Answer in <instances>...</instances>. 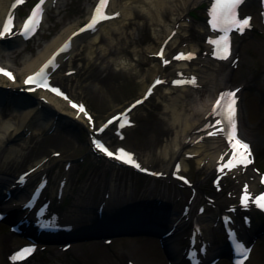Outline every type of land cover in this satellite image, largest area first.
<instances>
[{"label": "bare ground", "instance_id": "1", "mask_svg": "<svg viewBox=\"0 0 264 264\" xmlns=\"http://www.w3.org/2000/svg\"><path fill=\"white\" fill-rule=\"evenodd\" d=\"M32 1L24 0L25 4L23 7L25 8V5L29 2H37V0ZM97 2V0H94V4L90 6L85 22H83L84 25L72 26L59 33V35L51 39L50 43H47V46L35 58L29 53L26 59L23 60L21 67L15 69L10 64V60L25 50L30 42L27 37L19 34L28 16L21 17L18 15L22 6H18L16 0H0V28L3 27L10 15L14 24L13 34L0 37V69L11 72L15 78L13 82L7 77L0 75V162L3 161V165L11 160L13 161V159L27 158V150L31 144L33 133L37 131L34 129L36 127L47 129L49 134L57 130L66 131V129L70 134H73L75 130L70 129L73 126L71 124L78 123L88 129L89 122L96 123L95 115L90 111L88 105L84 101L75 100L74 97L69 95L68 91H63L65 88L59 85L56 75L63 71L64 61L74 59L76 57L75 54L80 56L82 53L87 52L89 62H93L96 51L95 46H99L103 53L109 51V49L122 50L123 47L120 46L122 40L124 38L127 40L129 32L132 36L136 32L135 27L132 30L129 28L134 21L146 22L151 26L150 30L153 34L151 40L154 43L147 44L146 47H134V56H148L151 60L152 68L141 78L142 82L140 85H142L143 93L141 97H138L133 102L144 98L148 89L152 88L156 80L163 81V83L152 88V95L149 96L148 101L163 89V99L167 105L165 114H167L168 119L172 121V125L176 129L173 140L168 145L169 147L166 148L165 155L168 157V163L157 173L162 172L167 174L168 179L172 178L175 167L181 166L183 162L187 166L186 159H197L198 164L203 165L207 170L215 168L217 160L228 152L227 141L220 134L209 136L208 131H214L215 128L206 129L205 126L215 121L214 118L210 117V113L211 107L219 94L222 91L237 87L242 88L238 94L240 97L239 137L252 147L254 159L258 157L257 152L260 143L252 135L250 127L255 125L261 108L259 98L251 95L253 88L251 81L249 79L246 80L241 71L243 55L241 47L245 43L246 38L249 37L248 35L251 34L250 32L235 42V52L231 60L217 63L211 59V51L208 46L210 37L215 36V34L208 32L206 18L201 13L197 17V10L202 9L206 15L208 14V10L204 5L206 2L210 3V0H109L106 9L107 13L109 15L119 13L120 15L115 19L98 25L95 32H84L79 36L73 37V33L79 32L81 28L89 23ZM58 3L59 0H45L42 15L43 23L47 17V9L53 4L58 5ZM253 3L246 5V7L251 9ZM43 23L36 30V36L41 33ZM255 24L262 29V26L257 21ZM103 36L108 40L110 46L101 42ZM70 39L69 49L57 57L56 67L48 70L50 86L59 88L69 100L65 101L43 88L36 87L35 90H30L34 86L25 85L24 81L27 77L38 72ZM155 43H159L158 47L155 46ZM161 50H163V59L157 57ZM181 53L185 55L192 53L195 59L189 62L173 59L174 56ZM117 58L112 60V64L118 71L124 70L139 74L136 69L137 63L127 55H124V52ZM236 59H239V61L233 65L232 62ZM6 60L8 61L7 63L5 62ZM164 60L169 61L168 65H162ZM76 73L75 70L70 68L64 72L63 77L71 78ZM192 77L197 80L195 87L187 84L183 86L173 84L174 81L188 80ZM69 101L77 105H83L91 120H85L83 118L84 114L80 115L78 113L79 110L72 108ZM65 107L68 108L67 111H65ZM138 108L135 107L127 114L129 123L123 128H119L120 130H117V132L116 128L113 129L111 126L105 128L102 133L96 132L93 135L92 133L95 129H92V131L87 130L91 154L98 159H115L100 152L98 153V150L94 147L93 140H99L108 150L114 153L119 149H123L122 143L126 139L127 131L136 126V122L132 120V115ZM120 123L122 121H117L115 125L118 127ZM101 124L105 125V123ZM109 132H114L113 137L116 138L117 142L112 146L106 137ZM123 150L131 153L133 159H140L143 163L146 162L144 159L153 158L151 156L140 157L135 151L133 152L129 149ZM228 153L231 154V150ZM228 156L230 155L228 154ZM35 166H40V162L38 161ZM0 173H2V167H0ZM233 179L234 181L229 191H233L238 185H241V187L247 186L249 190H256L257 188L256 176L251 171L236 173ZM199 185L202 186L203 182L198 183ZM199 194L200 192L198 191L197 196ZM104 195L106 205L109 207L119 205V199L115 197L113 190L107 191ZM80 197V195H77L71 210L72 213L65 215V219L82 220L89 212L90 206L88 202L83 201ZM201 199L205 202H211L203 195ZM127 200L121 199V201ZM194 219L201 223L203 238L208 240V230L214 218L190 216V220ZM175 221H178V218Z\"/></svg>", "mask_w": 264, "mask_h": 264}, {"label": "rangeland", "instance_id": "2", "mask_svg": "<svg viewBox=\"0 0 264 264\" xmlns=\"http://www.w3.org/2000/svg\"><path fill=\"white\" fill-rule=\"evenodd\" d=\"M93 3L94 0H59L58 5L53 4L47 11L41 33L27 44L25 50L10 60V64L15 69L20 68L29 53L35 58L47 46V43H50L52 38L72 26L81 25ZM201 10H197V17L200 13L204 17L203 10ZM25 13L26 10L22 8L18 15ZM134 27L136 31L134 35L132 36L129 32L127 40L124 38L120 43V46L123 47L122 50L109 49L103 53L99 46H95L93 62H89L87 52L80 56L75 54L74 59L64 61L63 71L56 75L59 85L63 86L70 96L74 97L75 100L84 101L88 105L90 111L95 115L97 125L103 123L114 113L120 112L129 103L141 97L143 93L142 85H140L141 78L152 68V63L148 56L135 57L134 47H146L147 44H153L154 42L151 40L153 34L150 30L151 26L146 22L134 21L129 28L132 30ZM248 36L241 47L243 54L241 71L243 77L251 81L253 87L251 95L259 98L261 108L259 117L250 129L252 135L260 143L257 152V166L264 170V48L259 26L255 25L254 30ZM101 42L109 45L104 36L101 38ZM158 45L159 43H155L156 47ZM122 52L137 63L136 69L139 74L124 70L118 71L112 64V60L119 57ZM70 68L77 73L71 78L63 77L64 72ZM163 93V89H161L144 106L135 110L133 121L136 122V126L127 131L126 139L122 143L123 149L135 151L140 157H153L149 159V162L156 170L168 163V157L165 155L166 148L169 147L168 145L173 140L176 131L172 121L165 114L167 105L164 102ZM67 110L68 108L65 107V111ZM71 126L70 129L75 130L73 134H70L67 129L66 131L57 130L49 134L47 129L34 128L37 131L32 135L31 144L27 150V158L19 160V172L35 165L38 159H51L46 167L52 176V184H55L56 180L64 174L66 161L84 159L83 163H73L72 169L67 172V176L69 186L73 188L84 186L86 196L90 193V197L94 196L93 198L97 199L103 189L110 187V184L113 183L115 190L119 192L130 187L134 193H140L151 186L155 188L154 191L157 193L167 190L179 200V208L188 202L191 194L189 189H182L177 184L165 180L143 179L133 172L115 168L102 160H98L90 152L89 133L85 127L78 123L71 124ZM113 133L109 132L106 136L111 146L117 143ZM183 167L194 184L198 185V183L203 182V185L198 187L205 196L216 197L221 200L226 199L225 192L232 185V179L225 180L224 193L217 194L211 186L213 173L211 174L206 167L200 166L197 159L188 160L187 166L183 162ZM80 172L82 173L81 176ZM209 173L210 175H208ZM219 205L227 206L228 202H222ZM214 209L209 210L208 215L212 214ZM9 236L7 227L0 224V264H8V255L20 243L16 238H12L7 246L5 240ZM263 238H260L256 244L254 256L248 264H264ZM60 248L59 246V248L41 253L35 261L42 264H127L130 260L138 264H167L166 256L159 242L150 237L116 238L113 240V244L109 246L103 242H88L76 245L68 252H62ZM220 264L228 263L222 261Z\"/></svg>", "mask_w": 264, "mask_h": 264}, {"label": "snow or ice", "instance_id": "3", "mask_svg": "<svg viewBox=\"0 0 264 264\" xmlns=\"http://www.w3.org/2000/svg\"><path fill=\"white\" fill-rule=\"evenodd\" d=\"M17 4H23L24 0H16ZM245 2V0H214V3L211 6V11L209 15L211 16V23L214 29H218L221 32L225 33L224 38L221 41H210L216 45L215 58L220 60H227L231 56V44L228 38V33L232 31L239 32L243 34L246 29L251 27V18L244 17L241 18L238 12L239 7ZM45 4V0H39V3L35 6L33 11L30 13L27 21L23 25L22 31L19 33L25 37H29L30 35H34L36 30L38 29L41 18L43 15V5ZM109 4V0H99L97 7L95 8L94 14L90 22L85 25L83 28L79 30V32L73 33V37L79 36L84 32H95L97 26L102 24L105 21L115 19L120 14L115 13L113 15H109L106 11L107 6ZM13 18L11 15L8 17L3 27L0 28V37L5 35H10L12 33ZM71 44V39L69 42H66L60 49L57 51L52 58L45 63L38 72L34 75L27 77L24 81L25 85L34 86L30 90H35L36 87L43 88L49 92L54 93L56 96H63L64 99H68L67 96H64L62 91L57 88L50 86L49 78H48V70L50 68L56 67V59L61 53L66 52ZM158 55L163 59V50H161ZM176 60H192L195 59L194 54L189 53L187 55L181 53L173 57ZM164 63L167 64L169 61L164 60ZM0 75L7 77L9 80L14 82L15 78L13 74L4 69H0ZM163 83V81L156 80L155 84L152 86L154 88L156 85ZM174 84L177 86H183L184 84H190L193 87L197 85V80L195 77H192L188 80L183 81H174ZM152 88L148 89V92L145 94L143 100H138L136 104L132 105V108H135L136 105L141 104L144 100L148 99L149 96L152 95ZM239 89L235 91H227L219 94L216 99L210 115L215 119L214 123H210L205 126L206 129L215 128V131H208L209 136H216L218 134L223 135L227 140L228 145L231 149V159L227 161V163L223 164L220 168V171H224L225 168H228L229 171L232 168L237 166L247 167L249 163H251L252 151L250 149L249 144L245 143L242 139L238 137L237 133V98L236 94ZM70 102V101H69ZM71 103V102H70ZM71 106L74 109H78L79 112H85L83 105H77L75 103H71ZM131 108H129L126 113L121 114L120 116L114 117L112 120H109L107 124L104 125L99 131L102 133L108 125L113 124L115 121H122L120 123V127L123 128L125 125L129 123L127 119V112H130ZM89 120L91 118L89 117ZM94 146L106 156L110 158H115L117 160L122 161L125 164H130L136 168H140L141 165L136 163L133 159L131 153L119 149L117 152H113L108 150L104 144H102L99 140H93ZM187 182V181H185ZM261 183H264V179H262ZM247 202H253L261 209H264V193L256 196L255 198L251 197L248 194L247 186L244 189V196L242 197V203L245 205ZM237 248L240 254L247 259L248 251L242 245H237ZM34 251L32 248H26L21 252L17 258L23 257L25 254H31Z\"/></svg>", "mask_w": 264, "mask_h": 264}]
</instances>
